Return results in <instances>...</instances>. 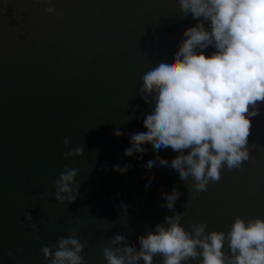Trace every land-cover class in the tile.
Returning a JSON list of instances; mask_svg holds the SVG:
<instances>
[{
	"label": "water",
	"instance_id": "water-1",
	"mask_svg": "<svg viewBox=\"0 0 264 264\" xmlns=\"http://www.w3.org/2000/svg\"><path fill=\"white\" fill-rule=\"evenodd\" d=\"M196 23L178 0H0V264H46L41 248L54 251L72 232L85 244V264H106L102 249L116 232L139 248L137 237L173 214L161 206L173 187L189 232L198 222L227 233L237 217L264 219V104L252 119L249 159L222 168L204 191L148 164L150 154L170 161V148L149 142L124 155L150 107L139 94L147 66L172 57ZM76 147L81 156L65 158ZM65 168L77 171L68 205L54 197ZM153 264H162L160 254Z\"/></svg>",
	"mask_w": 264,
	"mask_h": 264
},
{
	"label": "clouds",
	"instance_id": "clouds-1",
	"mask_svg": "<svg viewBox=\"0 0 264 264\" xmlns=\"http://www.w3.org/2000/svg\"><path fill=\"white\" fill-rule=\"evenodd\" d=\"M180 8L197 23L184 30L172 57L149 64L141 77L139 94L150 104L142 128L132 133L124 155L143 153L151 142L157 149L177 153L170 161L155 154L148 164L170 167L181 180L192 178V187L204 191L220 171L239 168L249 159L247 148L252 119L264 104V0H178ZM45 11L53 12L52 7ZM213 51L206 55V49ZM150 97V99H149ZM120 137L123 133H113ZM63 144L68 146L69 140ZM76 147L65 158L79 157ZM128 166H113L121 174ZM75 169L65 168L54 181V197L73 203L78 195ZM152 176L147 178L150 183ZM172 215L137 237V245L124 232H116L102 249L106 264H264V219L245 222L237 217L227 233L206 232L198 222L185 230L174 204L180 193L175 187L161 194ZM121 210L126 208L121 204ZM25 219L31 222L32 217ZM29 227L34 228L32 223ZM38 239L39 237H34ZM227 245V253L223 250ZM75 232L61 237L53 251L41 248L46 264H85Z\"/></svg>",
	"mask_w": 264,
	"mask_h": 264
}]
</instances>
